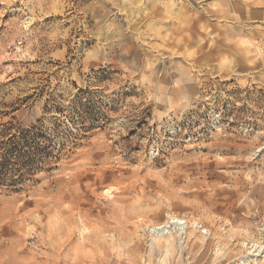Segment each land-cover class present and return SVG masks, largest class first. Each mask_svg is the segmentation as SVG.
<instances>
[{"label":"rangeland","instance_id":"1","mask_svg":"<svg viewBox=\"0 0 264 264\" xmlns=\"http://www.w3.org/2000/svg\"><path fill=\"white\" fill-rule=\"evenodd\" d=\"M3 123L0 264H264V0H0Z\"/></svg>","mask_w":264,"mask_h":264},{"label":"trees","instance_id":"2","mask_svg":"<svg viewBox=\"0 0 264 264\" xmlns=\"http://www.w3.org/2000/svg\"><path fill=\"white\" fill-rule=\"evenodd\" d=\"M78 98L77 105L83 104L82 97ZM82 112L78 111V116H81L80 119H85ZM2 126L0 128L1 187L17 189L29 175L38 169H43V164L60 158V146L58 147L52 136L46 133L42 124H33L27 128L18 127L15 131H12L15 127L12 123H3Z\"/></svg>","mask_w":264,"mask_h":264},{"label":"bare ground","instance_id":"3","mask_svg":"<svg viewBox=\"0 0 264 264\" xmlns=\"http://www.w3.org/2000/svg\"><path fill=\"white\" fill-rule=\"evenodd\" d=\"M167 217H168L167 223L168 222L181 221V218H179L177 215H174L172 213H168ZM148 229H150V228H148ZM151 230H155V228L152 227ZM260 230H263V233H264V223L260 227ZM240 244L244 248V250L248 252V254H247L248 260H250L251 256H256V258L259 257V256H262L260 251L263 248V245L258 244L256 242H251V241L248 242V241H245V240L241 241Z\"/></svg>","mask_w":264,"mask_h":264}]
</instances>
